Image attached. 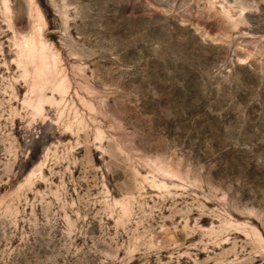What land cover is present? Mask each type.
I'll return each instance as SVG.
<instances>
[{"label": "rangeland", "instance_id": "rangeland-1", "mask_svg": "<svg viewBox=\"0 0 264 264\" xmlns=\"http://www.w3.org/2000/svg\"><path fill=\"white\" fill-rule=\"evenodd\" d=\"M0 264H264V0H0Z\"/></svg>", "mask_w": 264, "mask_h": 264}]
</instances>
